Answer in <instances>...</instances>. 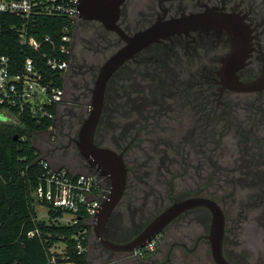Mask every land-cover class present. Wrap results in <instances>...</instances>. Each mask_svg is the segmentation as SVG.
Wrapping results in <instances>:
<instances>
[{"label": "flooded vegetation", "instance_id": "flooded-vegetation-1", "mask_svg": "<svg viewBox=\"0 0 264 264\" xmlns=\"http://www.w3.org/2000/svg\"><path fill=\"white\" fill-rule=\"evenodd\" d=\"M190 16L204 24L145 47L107 83L94 145L122 159L126 188L105 233L128 243L175 203L203 198L223 213L226 261L264 264V89H240L264 77V0H123L117 24L132 36ZM232 23L248 38L249 51L227 64ZM77 29L61 103L65 117L54 123L66 134L55 142H66L71 165L98 174L79 150L98 76L93 57L109 50L106 62L126 43L97 20L79 19ZM211 223L209 209H190L154 238L152 252H113L98 242L90 263L217 264Z\"/></svg>", "mask_w": 264, "mask_h": 264}, {"label": "built area", "instance_id": "built-area-1", "mask_svg": "<svg viewBox=\"0 0 264 264\" xmlns=\"http://www.w3.org/2000/svg\"><path fill=\"white\" fill-rule=\"evenodd\" d=\"M80 1L0 0V33L4 30L5 22L1 17H15L17 22L8 23L7 28L15 34L22 50L42 52L47 70L59 72L64 79L71 61ZM54 17L67 21L59 43L50 35L41 41L37 40L32 33L37 30L39 20ZM15 68L16 61L7 55H0V115L9 116L12 122L25 117L37 124L44 120L55 123L65 93V82L60 86L53 76H45L30 56L25 58L19 70L15 71ZM54 130L55 124L49 132ZM37 162L42 172L32 197L39 207L47 209L48 222L64 227L82 223L93 228L103 203L109 199L110 184L98 174H81L54 166L43 155ZM2 183L3 177L0 174V185ZM50 210L60 211L61 215L51 217ZM82 233H86V230ZM36 234L39 232H31L29 236L34 237ZM155 244L154 240L151 241L144 250L152 252ZM76 251L78 255H83L86 248L79 243Z\"/></svg>", "mask_w": 264, "mask_h": 264}, {"label": "trees", "instance_id": "trees-1", "mask_svg": "<svg viewBox=\"0 0 264 264\" xmlns=\"http://www.w3.org/2000/svg\"><path fill=\"white\" fill-rule=\"evenodd\" d=\"M1 19L5 22L0 33V55L16 61L15 71L30 56L41 73L53 76L62 86L65 77L63 79L59 72L47 70L42 52L22 50L15 34L9 31L8 25L17 22L15 17L2 16ZM66 24L65 19L58 17L41 18L32 35L39 41L50 35L58 44ZM53 125L52 120L37 124L25 117L18 122L0 125V174L3 177L0 185V264H91L88 253L78 255L76 247L81 243L87 248L86 234L92 227L82 223L64 227L38 220V204L32 197V191L38 185L42 168L37 162L41 153L35 147L33 137L38 133H49ZM49 214L57 217L61 212L50 210ZM85 230L86 233H82ZM36 231L39 234L29 236ZM59 242L66 245L65 255L52 252Z\"/></svg>", "mask_w": 264, "mask_h": 264}, {"label": "water", "instance_id": "water-1", "mask_svg": "<svg viewBox=\"0 0 264 264\" xmlns=\"http://www.w3.org/2000/svg\"><path fill=\"white\" fill-rule=\"evenodd\" d=\"M122 1L123 0H81L78 8L79 19L97 20L101 22L108 30L118 33L121 39L126 43L102 65L92 89L89 116L84 121L79 132V139L81 140L79 150L81 154L88 160L91 166L95 168L100 177H105L110 181L109 199L103 203L97 215L96 223L93 226L95 237L98 242L109 251L129 253L142 251L148 243L153 241L154 238L180 214L190 209L204 207L209 209L212 214V223L208 239L211 243L215 261L217 264H229L224 258L222 250L224 216L216 203L208 199L194 198L175 203L156 217L140 235L128 243H116L106 236L105 228L108 219L120 202L126 188V168L123 165L122 159L115 153L97 148L94 145V135L102 113L107 83L112 75L124 63L133 58L136 53L145 47L162 38L179 33L190 25L201 26L204 24V18L201 19L200 16L183 17L182 19H174L167 22L158 21L152 26L132 36H128L117 24ZM193 20L196 22L190 23ZM231 26L234 27L233 34L235 36V45L233 53L227 60V64H231L230 61L236 58L237 54L240 52L249 51V40L248 38L244 39L243 36L245 34L243 30H240L236 24L232 23ZM240 89L245 92L263 90L264 77L258 79L254 83L240 85Z\"/></svg>", "mask_w": 264, "mask_h": 264}, {"label": "rangeland", "instance_id": "rangeland-1", "mask_svg": "<svg viewBox=\"0 0 264 264\" xmlns=\"http://www.w3.org/2000/svg\"><path fill=\"white\" fill-rule=\"evenodd\" d=\"M79 25V19L77 20L75 27L77 29ZM78 29L76 31L75 34V40H77L78 38ZM111 51H105L104 53H99V55L97 57H93V63L95 65H98V70L96 73V76L99 72V69L101 68V66L104 64L107 55L110 53ZM96 80V78L94 79V81ZM70 87V85H67V83L65 84V88L66 90ZM93 88V86H92ZM91 98L87 100V103L90 104ZM64 111L63 109L60 107L59 112H58V119L64 118ZM56 120V123H57ZM12 122V119L8 116V118L5 115H0V122L3 123H7V122ZM65 131L62 130V128L59 127V125L55 126V130L53 132H49V133H38L33 137V142L35 147L40 151L41 155H43V157H45L46 159H48L52 165L57 166V167H64L69 169L72 172H76V173H81V174H88V170L85 169H80L77 165H71L66 159L65 156H68L70 154V152H66L65 150V143H58L55 142V140L57 141V139H59L60 137H64L65 136ZM55 142V143H54ZM36 212L38 215V218L40 221H45L46 223H48V219H47V209L43 208V207H36ZM87 237V248H86V252L88 253V257L90 258L91 255L93 253H98L101 249L99 247L98 244V240L95 237V234L93 232V229L91 231H87L86 234ZM52 252L54 253H58L61 255H65L66 253V245L62 242H59L56 244V246L52 249ZM91 261V258H90ZM106 259H100L98 260V262H91V264H109L106 263Z\"/></svg>", "mask_w": 264, "mask_h": 264}, {"label": "crops", "instance_id": "crops-1", "mask_svg": "<svg viewBox=\"0 0 264 264\" xmlns=\"http://www.w3.org/2000/svg\"><path fill=\"white\" fill-rule=\"evenodd\" d=\"M38 220H39V218H38Z\"/></svg>", "mask_w": 264, "mask_h": 264}]
</instances>
